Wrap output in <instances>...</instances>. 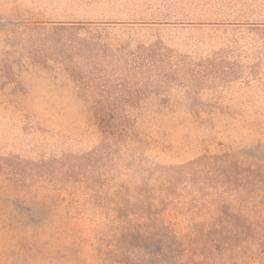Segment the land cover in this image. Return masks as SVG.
<instances>
[{"label": "rangeland", "instance_id": "374dc122", "mask_svg": "<svg viewBox=\"0 0 264 264\" xmlns=\"http://www.w3.org/2000/svg\"><path fill=\"white\" fill-rule=\"evenodd\" d=\"M0 264H264V0H0Z\"/></svg>", "mask_w": 264, "mask_h": 264}]
</instances>
